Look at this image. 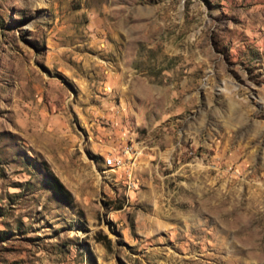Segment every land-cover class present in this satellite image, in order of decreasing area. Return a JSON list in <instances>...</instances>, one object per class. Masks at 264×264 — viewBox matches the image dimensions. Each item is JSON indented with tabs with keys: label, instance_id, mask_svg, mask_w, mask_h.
Returning a JSON list of instances; mask_svg holds the SVG:
<instances>
[{
	"label": "rangeland",
	"instance_id": "374dc122",
	"mask_svg": "<svg viewBox=\"0 0 264 264\" xmlns=\"http://www.w3.org/2000/svg\"><path fill=\"white\" fill-rule=\"evenodd\" d=\"M0 264H264V0H0Z\"/></svg>",
	"mask_w": 264,
	"mask_h": 264
},
{
	"label": "trees",
	"instance_id": "16d2710c",
	"mask_svg": "<svg viewBox=\"0 0 264 264\" xmlns=\"http://www.w3.org/2000/svg\"><path fill=\"white\" fill-rule=\"evenodd\" d=\"M48 174L50 177V180L47 182L48 187L51 189L53 194L57 196L60 200L66 202V203H71L72 198L65 190V188L62 186V184L57 180V178L48 170ZM103 241H105L106 245H109L111 241L107 238V236H103Z\"/></svg>",
	"mask_w": 264,
	"mask_h": 264
},
{
	"label": "built area",
	"instance_id": "2783aa9c",
	"mask_svg": "<svg viewBox=\"0 0 264 264\" xmlns=\"http://www.w3.org/2000/svg\"><path fill=\"white\" fill-rule=\"evenodd\" d=\"M105 164H106V166H107V167H109V166H112V165H113V163H112V160H111V159H108V160H106Z\"/></svg>",
	"mask_w": 264,
	"mask_h": 264
}]
</instances>
